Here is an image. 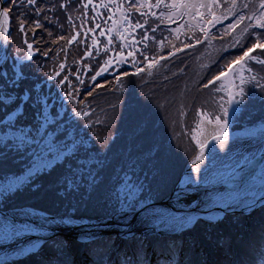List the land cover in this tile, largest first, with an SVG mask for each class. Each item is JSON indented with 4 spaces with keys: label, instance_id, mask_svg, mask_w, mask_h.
Listing matches in <instances>:
<instances>
[{
    "label": "snow or ice",
    "instance_id": "1",
    "mask_svg": "<svg viewBox=\"0 0 264 264\" xmlns=\"http://www.w3.org/2000/svg\"><path fill=\"white\" fill-rule=\"evenodd\" d=\"M9 3V0H0V5ZM11 7L4 6L0 10V42L7 45L10 36L9 22L10 13L16 8H30L34 11L35 17H40L45 9L38 5L37 0H10ZM81 6L87 10L91 7L93 13L91 19V27H83L87 20V11L82 14L81 28L77 31L73 25L74 34L69 37L60 35L52 43L58 40H64L67 45H72L78 41L80 33L87 38L91 34V45H87L86 39L79 40V43L86 45L84 56L92 55V48L96 49V54L101 51L100 40L96 33L98 30L99 37L104 38L106 44L102 50L105 54L111 53L109 58L105 59L99 69L91 75L93 82L97 81L104 72H107L114 65H123L128 63L134 68V72L117 73L115 81L117 86H122V76H137L147 71L148 75H152V70L168 57L176 56L177 53L183 52L185 49H191L196 45L205 41L211 43V40L224 39L225 36H232L236 29L241 25L244 27L241 32L233 37L231 47L242 49L241 54L234 55L231 60L223 65V67L210 79L201 85L203 89L211 88L215 93L222 94L220 100H215L216 107L211 111L203 109L197 110L199 124L192 129V141L199 150L191 163L193 165L191 173L188 174L182 182L186 185L185 191L192 193L193 190H199L201 181L205 184L209 183V178L217 179L218 182H224L236 189L244 192L242 197L246 208H254L257 203L264 206V144L257 151L243 155L234 153L229 155L225 152V146L229 143L228 126L230 120L235 121L237 116L244 110L242 105L248 98L246 86L253 85L264 92V83L261 78L253 74L252 64L264 65V0H80ZM226 5V6H225ZM68 5L61 3V9ZM147 9V11H145ZM153 9L159 10L153 11ZM223 9V10H221ZM48 8L47 11H53ZM104 11L107 17H104ZM133 11L141 17L151 16L155 21L160 23L155 26L148 27V20L143 23L132 19ZM100 19L102 23H97ZM19 31L27 37V33L31 31L33 37L37 34V30L44 27L39 19L31 21L32 27H28V21L25 15L19 16ZM45 20L49 23L52 21L45 16ZM71 21V17H69ZM182 21V23H181ZM225 21H229L225 24ZM247 21V23H245ZM111 22V23H109ZM177 24V27H169V31L174 38L179 40L181 34L186 39L180 41V46L172 45V50L167 56L149 57L142 49L138 47L140 43L146 42L153 37L149 36V31L155 33L161 24L171 25ZM218 25H223L218 29L219 36L212 32V29ZM144 29L140 40L135 38V33ZM199 32L203 39L196 35ZM191 33V34H189ZM51 36V31L48 32ZM251 37L254 41L250 46L242 44V40ZM168 40L157 41L160 51H163V44ZM27 48L26 56L11 59L6 51L0 54V108H3L4 115L0 116V167L11 159L13 163H22L24 165L20 174L4 173L0 175V197H7L22 189L25 185L31 184L33 179L39 175L45 174L59 166H63L68 176L65 177L63 188L67 192H71L80 187L81 181L85 173L91 177V188L95 184V176L98 175L106 162L108 153L111 152L112 146L109 138L105 137L103 141L97 136L96 140L99 144L91 142L85 134L80 131L78 121H65L61 115L64 104L58 101L61 98L49 91H44L40 83H36L32 88L25 89L23 94L15 91L19 88L20 82L26 79L23 73L22 60L31 61L34 56L33 44L25 39ZM118 44V50H117ZM144 43V48H147ZM228 45L223 48L224 52L228 51ZM67 53V49H61ZM126 50V51H125ZM259 50L260 55H252ZM48 51H52L49 49ZM137 53L143 57V61L138 64ZM47 52L44 53L47 56ZM141 64L143 66H141ZM8 65V67H4ZM60 71L48 74V80H55L60 86V90L64 92L63 100L69 103L82 105L87 97H92L98 88L104 85L94 83L87 91L84 99L80 97L81 90L74 87L69 80L68 75L60 77L61 72L65 69V64H59ZM79 72V69L76 70ZM79 84L83 85L84 80L79 75L75 77ZM72 89V91H67ZM255 99V96L252 97ZM28 101L32 102L35 108V116L31 124H24L21 121L25 119L23 105ZM115 107V106H113ZM55 110V111H54ZM94 111V110H93ZM73 116L89 117L91 113L86 108L79 111H73ZM183 117V106L180 111ZM84 127L92 128V124H85ZM206 129H210L207 131ZM209 136L212 141L219 146L221 152H225L231 164H225L227 172L217 174L214 171L217 161L223 162L225 157H219L215 148L212 149L210 159L212 168L204 166L205 149L209 144ZM202 175H196L201 174ZM78 177L79 179H71L68 177ZM194 176L196 178H194ZM117 183L111 189L109 195L116 200L122 209L128 208L133 211L143 210L148 207L151 196L141 199L140 194L144 191L142 183L133 182L132 177L127 173L123 177L117 176ZM258 183H253L257 180ZM128 193L125 195V193ZM209 200L213 205L216 201L211 199L212 190H207ZM240 201H234L232 204H226L225 207H232L239 204ZM149 212L160 218L154 221L157 229H167L174 224L179 223L183 226L187 221L183 216H168L156 210L149 209ZM30 214L22 213L21 219L26 220ZM45 226L51 223L48 217H43ZM27 223H20L19 228H27ZM127 264V262H125Z\"/></svg>",
    "mask_w": 264,
    "mask_h": 264
},
{
    "label": "rangeland",
    "instance_id": "2",
    "mask_svg": "<svg viewBox=\"0 0 264 264\" xmlns=\"http://www.w3.org/2000/svg\"><path fill=\"white\" fill-rule=\"evenodd\" d=\"M5 6L11 7L10 0ZM20 15L19 8L10 13L12 22L11 26H9L10 46L7 53L11 58L8 62L9 64H11L12 59L26 56L27 48L24 41L27 39L30 42L28 36H24L25 39L22 41L23 43L21 42L19 32ZM41 20L42 22L48 21L45 19ZM50 20L55 22L53 17ZM56 20L58 21L59 19ZM225 24H227V21H225ZM56 27L58 28V25ZM175 27L176 25L172 26V28ZM243 27L244 25H241L240 28L236 29V32L232 36H226L227 40L215 39L211 40V43L206 41V48L204 43H202L196 45L192 50L179 52L177 63L182 59L185 62L181 61L179 64H181L182 68L179 67L180 71L175 72L177 83L169 86H160V82L154 89L144 91L146 89L139 88V84L135 82L137 76H132L127 81L122 80V86H117L116 83L110 84L111 89L115 91L112 103L109 104L112 108L110 110L106 109L104 112L114 115L118 112L122 114L124 111L125 114L121 117L120 123H117L118 125L106 124L104 119L99 117L104 115L103 111L100 108H90L89 112L92 115L98 116V118L92 119L93 116L91 118L90 116L86 119L83 118L84 122H86L85 124H92L93 127L85 128L83 126L81 128V130L88 131L85 135L97 147H99L96 140L97 136L101 141L105 137H108L112 146L105 165L101 169L102 171L99 170L98 175L95 176L96 182L91 188L89 187L91 177L85 173L78 189L71 192L65 191L63 184L68 174L65 172L63 166H59L52 171L40 175L42 179L39 177L15 193L7 197H0V209L10 210L33 207L35 208L34 210L45 214L52 213L55 214L52 216L63 219L82 215L89 217L99 215L105 213L103 211L111 207L110 202H117L109 194L106 196L102 193L107 190L110 193L117 183V176L123 177L125 173L132 177L133 182L144 185V191L140 194V198L146 199L150 195V202L172 195L177 188L182 189V187H186L182 182L185 180L187 173L192 169L193 165L191 161L199 151L192 141V129L199 124L197 110H213L216 107L213 97H215V100H220L222 96L220 93H215L211 88L203 89L201 85L205 83L203 82L205 77L206 81L210 79L216 74L215 72L218 71L222 62H224L220 58L225 53L223 51L225 45L229 46L227 52L232 51L231 56L227 59L231 60L234 55L241 54L242 50H239L241 49L240 47L232 48L230 45L233 37L238 35ZM213 33L215 34L216 31ZM103 41L100 40V42ZM252 42L254 41L250 37L242 40V44L245 46H250ZM57 43L59 44L56 45L53 56L56 57V61L59 64L61 63V59L64 58L67 62L70 61L68 62L69 66H73L76 62H79L80 65H87L88 69H91V67L93 70L97 68V65H93L97 58L94 55L92 57L93 61H90V58L81 61L78 50L74 53L64 44V40H58ZM61 49H67V53L65 54ZM258 52L259 50L252 55L259 56L260 53ZM205 53L206 58L204 57ZM104 55L106 54L104 53ZM79 64L76 66L77 69H79ZM173 65L172 60L168 62L160 61L156 68L152 70V73L156 75L165 71L174 72L176 69L172 70ZM23 66L25 65L22 64ZM4 67H8V65H4ZM252 68L255 75L261 78V82L264 83V66L252 64ZM23 73L24 76H28L26 70ZM142 74L145 77L148 75L147 72ZM157 76H162L163 81L171 77V75L166 74ZM193 76H195L194 79ZM108 90L109 87L106 89V93ZM126 93H128V96ZM246 93L248 98L242 105L244 110L237 116L235 121L230 120L229 122L228 132L230 142H235L239 137H255L257 133L264 131V92H261L258 87L247 85ZM118 94L121 96L119 101L117 100ZM253 96H255V99L252 98ZM122 97L128 100L126 106L123 105ZM99 99L104 100L105 97L100 95ZM91 105L97 106L98 102H92ZM181 106H183V117L180 115ZM97 109L98 113L93 114L97 112ZM0 112H4L3 108H0ZM3 115L0 113V116ZM21 122L31 124L32 120L27 119V122H24L23 119ZM104 127L105 133L100 135V128ZM206 130L210 131V129ZM216 145L215 141L211 140L209 142L205 149V158L211 155L212 149L215 148L217 152ZM23 167L22 163H13L9 159L4 166L0 167V175L4 173L20 174ZM68 178L79 179L78 177L70 176ZM194 178L196 177L194 176ZM204 184L201 181V185ZM56 188L59 189L57 192L55 191ZM127 194L126 192L125 195ZM159 194H162L160 198L158 197ZM250 215H253V213ZM237 222H239L238 225L240 227H245L249 220L246 218L238 220L235 215L228 214L222 222L218 221L215 223L216 225L208 226L204 221L203 224L196 223L190 228L188 230V237L186 236L185 238L188 246L185 248L184 253V255L191 256L190 264H206L208 259L214 258V255L210 254L224 239H230L229 243L234 242V239L231 237L239 234L238 232H234ZM64 223L68 224L67 222ZM7 224L10 225L11 222H7ZM219 224H223L228 230L226 232L220 231ZM48 228L50 229V226ZM51 228L53 229L54 226ZM48 232L46 235L52 233L49 230ZM87 233L89 234V232ZM60 234L59 232L55 233V236L58 238L53 239L51 242L48 241L49 243L46 242L44 246L45 252L51 257L55 256V244H59L62 247L61 250L66 248V243H63L65 244L63 245L58 242L59 239L64 240L62 237H59ZM105 234L102 233L101 235ZM4 235L3 232L0 233V237H4ZM262 239L264 240V238ZM7 241L8 239L5 242ZM73 242L75 243V241L70 243L72 244ZM262 243L264 244V242ZM123 251H127V248L123 249ZM87 260H90V258L87 257ZM29 263L35 262L30 261ZM92 264L101 263L94 261Z\"/></svg>",
    "mask_w": 264,
    "mask_h": 264
},
{
    "label": "water",
    "instance_id": "3",
    "mask_svg": "<svg viewBox=\"0 0 264 264\" xmlns=\"http://www.w3.org/2000/svg\"><path fill=\"white\" fill-rule=\"evenodd\" d=\"M4 4L0 5V10H2ZM3 42L0 45V52L2 53L3 48H1L3 46ZM250 140H252L251 138H249ZM254 138V141L256 142V145H259L260 142L258 143ZM246 141H249L248 139H244ZM255 145L253 147V150L255 149ZM253 183H258V179L257 180H253ZM205 185V184H204ZM201 185V186H204ZM179 191H181L180 188H177L172 195L166 197L165 199L161 200L159 203H154V204H150L148 205L147 208L143 209V210H138V211H126L124 213H120L115 215L112 219H107L104 220L103 222H99V223H88V222H81V223H77L75 225L78 226H65V227H61V223L62 220H59L57 218H53L50 216H44L42 213L37 212V211H30L35 215H40V219L37 218V222H35V218H29L30 220L26 219V220H22L20 217L22 216V213H25L26 211H28V209H22V210H13V211H7V212H0V217L8 219L10 221L14 220V222H16L17 224H19L16 220H19L24 223L29 224V226L27 228H25V230L31 228L33 225H40L41 228H43V233L48 232V230L50 232H52L51 234H55L57 232L59 233H72L75 234L76 236L81 238H84L86 236H88V238L90 237H94V235H99L102 233H106V234H112V233H117L119 236H128L131 234H135V233H144L145 230H153V232L158 233L159 231H166L167 233H173V232H178L179 228L184 227L181 226L179 223L174 224L173 226L164 229L163 227L160 229H157L154 225V221L158 220L160 217L159 216H154L149 212V209L152 210H156L157 212H161L164 213L168 216H174L179 214L180 212H185L187 210H192V212H196L195 207L192 206V209L190 208V206H177L176 204V195L179 193ZM244 196V193L238 198L237 201H240L239 204H237V206H240V210L241 212H247L250 210H254L257 208H260L261 205L259 203L256 204V206L254 208H246L243 206L244 201L242 199V197ZM224 209H220V208H211V210L209 211V213H216V212H221ZM190 213V212H189ZM43 217H48L51 220V223L47 226H45L44 221H43ZM197 217H201L202 219H206V216H199V215H190L188 216L186 221L187 222H192L195 219H197ZM15 223V224H16ZM41 223V224H40ZM50 226V229L48 228ZM54 226V228L52 229L51 227ZM57 227H59L57 229ZM81 229H78L80 228ZM48 229V230H47ZM46 231V232H45ZM31 232H34L31 231ZM31 232H18L13 234L12 232H9L8 236L10 237H15L16 240L20 241V242H24L26 243L27 247H31L32 245H34L36 242L40 241V240H45L46 238H48V235L43 234L41 231H39V235L36 234V236H32L35 237L33 239H31L32 237H29ZM89 232V234L87 233ZM50 235V234H49ZM84 235V236H83ZM5 247V246H3ZM6 248V247H5ZM7 249V248H6Z\"/></svg>",
    "mask_w": 264,
    "mask_h": 264
},
{
    "label": "trees",
    "instance_id": "4",
    "mask_svg": "<svg viewBox=\"0 0 264 264\" xmlns=\"http://www.w3.org/2000/svg\"><path fill=\"white\" fill-rule=\"evenodd\" d=\"M37 3H38L39 6H41V7H43L45 9V11L41 14L40 17H38V18L35 17L34 11L30 10L26 6L24 8H20V12H21V14L25 15V17H26V19L28 21V27H32L33 26L31 24L32 20H34V19H39L40 20L41 24L44 25V27H42V28L37 30V36L39 38L37 36L33 37V33L31 31H29L28 32V35H30L29 39L32 42H38L39 41L40 42L39 46L41 48L45 44V46L47 47V52H48L49 49H52L51 53H53L55 51V49H56V45L59 44L60 41H59V43H55V44H53L52 41L55 40L58 36L63 35V33H58V31L54 27L50 26L47 21L43 23L42 20H41V19H45L46 15L49 16V14L46 12L47 9H48L49 2L47 0H37ZM25 4H26V0H25ZM54 11H55V8H54ZM14 17H15V15H14ZM49 31H51V33H52L51 36L48 35ZM20 35H21V40H24L25 39L24 35L21 32H20ZM157 85H158V82L151 81V83L150 82H146V84H139L138 87L142 88V89L144 88V89H146L144 91H147V90L154 89ZM160 86H161V84H160ZM105 88L106 87L98 88L93 93V95L95 97V100H96L95 102L101 100V99H99L100 95H103L105 97V99L102 101V104L100 106L103 111L106 110V109L107 110L111 109L109 104L112 103L113 96H114V93H115V91H113L112 89H109L108 92L106 93V90L103 91ZM82 93L83 92L81 91V95H82ZM120 97L121 96L118 94L117 95V100L118 101L120 100ZM122 101H123V105L126 106L127 103H128V100H126V98L122 97ZM91 102H92V100H91ZM106 114H108V113L106 112ZM124 114H125L124 111L122 112V114H121V112H118L117 114H114V115L105 116V119L110 120L112 124H117V123H119L121 117L124 116ZM104 130L105 129H101L100 128L101 132H103ZM58 190L59 189L56 188L55 191L57 192ZM108 192L109 191L107 190V191L103 192L102 194L108 196V194H109ZM110 206H111L110 208H108L105 211H103L105 213H102V214H99V215L90 216V217L87 216V215H82V216H78V217L82 218V219L90 218V219L97 220V219L107 218L108 216H112V215H114V214H116L118 212H121L123 210L128 209V208L122 209L118 202H116V203L115 202L114 203L110 202ZM262 215H264V213H262ZM243 219H245V218H243ZM156 241H158L157 238H152L151 237V238H145L144 240L143 239H136L133 242L128 243V244L125 243L124 245L132 246L133 244H136L137 246H139L140 242H142L143 243L142 247H147V248L155 247V246L158 247V244L156 243ZM124 242L125 241L120 240L117 237H115V238L112 237V241H110V242L101 243L99 241V242L93 243V245H92L93 250H90L89 252L92 253V252H94V250L97 251V250H100V249H102L104 247L108 248V247H110L113 244L110 249L105 251L106 254H104L102 257H99L98 261H102V260H104L106 258H107L109 264H113L119 258L126 261L125 257L120 256V255H118L116 253V252H118V247H120L122 245V243H124ZM108 243H110V245H108ZM67 244H69V246H68L69 248H68V253L67 254L70 256V261L64 260L63 257H62L63 254L61 255V258H58V254H59L58 252L55 253L54 257H51V256L50 257H46L45 260L49 261L50 263L53 262V264H79L78 263V259L81 257L83 249L80 248L77 245V243H74V242L72 244L70 242H68ZM71 246H74V247H71ZM128 246H127V248L129 249ZM162 246L165 247V244L162 245ZM134 249H135V246L134 247L132 246L131 247V250H132L131 253H133ZM46 254H48V253H46ZM251 257L252 256H249V255L248 256L247 255H245V256L244 255H239V256L232 255V257H229V258L224 256V257H222V259L225 261V264H227V263L228 264H245V262L247 260H249V258H251ZM94 258H97V256L94 257ZM116 263H118V262H115V264Z\"/></svg>",
    "mask_w": 264,
    "mask_h": 264
},
{
    "label": "bare ground",
    "instance_id": "5",
    "mask_svg": "<svg viewBox=\"0 0 264 264\" xmlns=\"http://www.w3.org/2000/svg\"><path fill=\"white\" fill-rule=\"evenodd\" d=\"M1 45V42H0ZM246 141L244 139L235 141V142H230L228 143V145L225 146V152H227L229 155H232L234 153H240L243 155H247L249 153L255 152L257 151V149L263 144L262 142L264 141V132L263 134L258 137L257 139H255L258 143L260 142L259 145H256V142L254 140H250ZM255 145V149L253 150V147ZM225 152H221L219 149V146H217V155L219 157H225L223 162L217 161L214 171L217 174H222L228 171L227 168L224 167L225 164H231V160H228L227 157L225 156ZM208 166L209 168H212L213 165L211 163V160L208 161V159L204 160V165H201V167L203 168L204 166ZM191 173V172H190ZM196 175H202L201 174H196ZM212 190V197L211 199L216 201V204L213 205L211 203V201L209 200V197L207 195V190L210 189ZM244 192L241 189H236L231 187V185L226 184L224 182H218L217 179H213V178H209V183L205 184L204 186H201L199 188V190H193L192 193H187L185 190H181L179 191V193L176 195V204L177 206H190V208L192 209V206L195 207L196 212H192V210H187L185 212H180L177 215L174 216H183L185 217V219H189L187 218L190 215H199V216H207L212 217L213 213H209V211L211 210V208H220V209H231L234 207H238L240 208V206H237V204H234L232 207H225L224 205L226 204H232L234 201H237L238 198L243 194ZM190 212V213H189ZM161 213V212H160ZM28 214H30V216L28 217V220H30L29 218H35V222H37V218H40V215H35L33 213L28 212ZM219 214V212H216L215 216H217ZM21 218V217H20ZM19 224L21 223V221L16 220ZM7 222H11L10 225L7 224ZM14 223V224H13ZM16 222H14V220L10 221L8 219H5L2 217L0 218V233L3 232L4 234H6V232H12L13 234L18 233V232H31L33 230H37V231H43V228L38 227L40 226L39 224L37 226L33 225L31 228L25 230V228L21 229L18 227L19 224H15ZM24 223V222H22ZM29 225V224H28ZM70 226H78L75 224H71ZM61 227H65V225H61ZM59 227H57L58 229ZM78 229H81L78 228ZM36 234H38V232H31L29 237L35 236ZM35 237H32L31 239H33ZM101 243H105V242H110L112 241V237L111 236H105L104 238H101L99 240ZM108 245H110V243H108ZM108 247V246H107ZM10 252H12L10 249H6L3 246H0V256L4 255V254H9ZM136 261V259H134Z\"/></svg>",
    "mask_w": 264,
    "mask_h": 264
}]
</instances>
